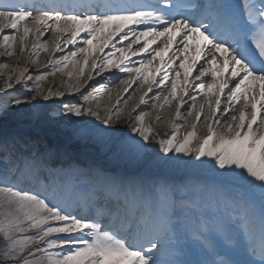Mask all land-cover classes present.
<instances>
[{
  "label": "snow or ice",
  "instance_id": "snow-or-ice-1",
  "mask_svg": "<svg viewBox=\"0 0 264 264\" xmlns=\"http://www.w3.org/2000/svg\"><path fill=\"white\" fill-rule=\"evenodd\" d=\"M130 26L143 27L137 31ZM5 29L12 34H3ZM16 32H22L18 38L21 52L29 33L36 41L46 33L58 34L54 52L61 45L75 46L85 34L84 47L49 60L53 71L47 75L62 71L61 62L66 65L70 57L83 53L79 79L89 65L90 53L115 48L113 40L118 37L121 43L127 41L126 46L96 56L90 67L97 75L111 68L127 73L129 79L121 81L126 85L124 92L140 82L149 92L153 84L163 85L168 91L164 104L178 91L191 96L189 86L199 89L205 99L214 97V105L211 101L208 105L213 119L207 121L204 136H197L194 123L182 140H177L179 129L174 128L158 143L165 154L174 151L189 156L185 164L206 169L215 187L233 188L241 197L221 198L212 214L201 212L190 223H182L175 197L166 186L123 188L101 180L81 187L61 179L69 169L78 171V166L54 169L43 158L18 155L14 144L4 140L0 142V237L4 241L0 264H264V0H242L239 5L230 0H34L25 5L6 0L0 3L2 55L15 54ZM37 47L34 42L36 55ZM142 55L138 67L127 63L130 57ZM177 60L182 80L174 66ZM194 73H198L195 83L189 79ZM44 78L37 75L36 81ZM15 79L19 81L20 76ZM92 79L89 72L85 82ZM5 87L12 84L5 81ZM80 87L75 86L76 92ZM90 87L86 95L80 93L85 102L98 98L105 84ZM53 95L63 97L65 92L49 89L44 99ZM145 95L139 97V104L145 103ZM222 97H226L223 108ZM155 99H160L159 93ZM183 103L176 104L177 118ZM63 107L75 117L95 116L105 128L113 120L110 110L101 117L79 103ZM114 114L119 119L120 110ZM145 115L141 111L135 116L130 130L147 142L152 129L144 125ZM229 116L231 122L217 132L215 126ZM200 118L197 111V121ZM193 206L183 203L180 210ZM225 217L236 220L239 228L229 229ZM242 252L258 254L259 261L237 258Z\"/></svg>",
  "mask_w": 264,
  "mask_h": 264
},
{
  "label": "bare ground",
  "instance_id": "bare-ground-1",
  "mask_svg": "<svg viewBox=\"0 0 264 264\" xmlns=\"http://www.w3.org/2000/svg\"><path fill=\"white\" fill-rule=\"evenodd\" d=\"M23 2L24 5L27 4L26 1ZM16 3H19V1H16ZM30 25L31 24H29L28 26L31 27ZM3 34H12V30L5 29ZM21 34L22 32L15 33V35L17 36V41L14 46V55H2V53L5 52V48L0 47V66L4 69V74L7 73L6 75H9L13 73L10 80L4 78V74H0V89H2V91H0V97H3L1 96L2 93L7 94L8 92H13L15 94H11V96H14L12 97L14 101L20 100V102L25 103V105H22L17 111V109H14L13 107H15V105L19 106L20 103L15 104L12 99L8 100L7 102L4 101L3 103L2 101H0V121H2L0 123V142L8 140L9 142L14 144L18 155H22L25 157L43 158L54 169H59L61 166L66 168V163L69 164L70 161H73L71 160L72 156L77 155L86 157L85 159L88 162L85 164H76L75 162V165H79V170L81 168L83 170L82 174L79 170L77 172V176L82 175L81 178L83 185H80L81 187H88L91 184L101 180L106 183V181L108 180L107 176L103 179H100V177L98 176V171L96 169L92 170V164H100L99 166H103L105 170H103L99 166L94 167L98 168L104 174L112 177V179L114 180L113 182L123 188L152 187V185L149 186L150 182H154V180H157L158 176L160 175L165 177V179H167L168 181L175 183V185L181 181L191 182L192 179H196L200 183H203V181L211 182V184L215 183L214 178L206 169L197 168L192 164L184 163V161H188L190 159L189 156H185L183 154V157L178 161L177 165H174V163H170L173 157L172 153L163 155V152L160 150V146L158 143L159 138H164L165 135L171 133L174 128L179 129V132L177 133L179 134L178 139L183 138V136L188 131L192 130V125L194 123L196 124L195 131L197 133V136H201L204 132H206L207 121L213 119L211 110L208 105L209 101H211L214 105V97H208L203 102L204 108L201 109L200 106L202 104L201 100L203 98V95L200 90H196L193 92L192 88L194 87L191 86L188 87V92L191 94V96H185L182 92L178 91L175 98L169 97V104H164L163 97L164 95H168V91L164 88V86H160L156 90H154L155 88H152V90L154 91L149 92L147 90V85L141 87V83L136 82L132 84V87L129 88L128 92H124L123 89L124 87H126V85L120 82L122 80L129 79V77H127V73L116 72V68H111L110 70L101 72L99 75H97L96 72L92 71L90 67L91 61L95 59L96 56H107L108 52H114L116 48H118L119 46H123L124 43H126L119 42L118 37L114 38L113 40L115 48L108 47L105 48L104 52L102 53L98 50L94 54L90 53L89 65L85 66L84 75L80 76L79 79H77V76L80 66L81 64H83L84 58L83 60H80V62L77 61V63L73 67L72 71L74 75H69V77H66L67 75L58 77L56 72L55 75H47V72L49 70L53 71V67L49 65V60L52 58L59 59L60 57L65 56L64 53H66L67 51L78 48L85 34H81V36L77 38V44L75 46L68 45L67 47H64L63 45H61V50L55 52L54 41L56 35L58 34L46 33V38L41 37L38 41H36L32 33H29L28 37L25 40L24 52L20 51V43L18 38ZM34 42H36L38 45L36 49L38 55L34 54L32 50ZM2 43L3 38L2 35H0V44ZM40 45H42L44 48H47V51L41 50V48L39 47ZM177 45H179V41L177 42ZM136 47L138 46H133V48ZM172 51H176V46L172 49ZM82 57H84V55ZM142 58H144L143 55L130 57L129 61L137 64L138 61ZM33 60H35V63H33ZM5 63L8 65L7 68L3 67ZM64 65L65 63L61 62L59 67L62 68ZM22 66H24V68ZM174 66L176 69H179L178 60L176 61ZM25 69H27V71H24ZM42 71L46 72L45 78L40 80L42 82V88L39 87V91H36L37 85L35 84H38L39 82H36V76ZM22 72L23 75H21ZM89 72L92 73L93 79L87 80V82H85ZM194 74L193 76L189 77V79L195 83L196 81L194 80ZM171 75L175 76V73L172 72ZM17 76H20L19 81L15 79V77ZM24 77H32V79H34L33 84H35H29V87L32 88L31 94L23 91L21 92L20 90L15 88L19 82H22V79ZM108 78L114 79V81L111 82L112 85H110L109 82H106V79ZM208 80H210V78H208ZM5 81H9L14 89L10 90V88H6ZM100 83H105V92L99 94L98 97L100 98V100H98L96 104L95 100H91L90 103L85 102L83 98H81V100L82 104H90L89 106H87V108H91L93 111L99 112L101 117L107 116L109 114V111L106 110H110L111 113H113V120L107 126V128H105L104 125L100 124L95 116L85 115L82 117H75L72 114L66 113L65 111L61 110L64 109L63 106L66 103H77L79 97H82L80 93L86 95L87 92H90V85H96L98 87ZM78 84L81 85L79 93L75 90V86ZM69 85H72L73 87L70 89ZM168 87L170 88L169 85ZM6 89L8 90V92H6ZM49 89H51L53 92L57 90L64 91L65 95L63 97H57L53 95L50 96L48 100H45L44 96L47 95ZM86 89L87 91H85ZM144 93H147V95H145V103L139 104V97ZM158 93L160 94V99H155V96ZM129 96H131L132 99H128ZM193 96L195 97V101H193L191 98ZM199 97H201L200 100L198 99ZM197 99L199 101L198 105L196 106ZM181 100L184 101L180 111L182 115L177 118L176 104L181 103ZM125 101L127 102L125 103ZM80 103L81 102H79V104ZM225 104L226 102L222 100L221 108H223ZM137 105L138 107H136V111L132 112L133 107ZM161 105L164 106L161 107ZM207 109L208 114L206 115ZM30 110H33V113H30ZM117 110H120L119 119H117V116L114 114ZM189 110H191V115L189 114ZM141 111L143 113H146V115L144 116V122H146L145 125L147 124V127H150L152 129V136L145 143L143 140H141L142 145H144L143 148L138 151L137 145L135 143H129L132 139V134L129 132L131 131L130 125L132 123H135L134 117L140 115ZM197 111L201 112V118L199 121H197L196 119ZM130 112H132L131 118L128 115ZM234 114L238 116V110ZM217 118H220L219 113L217 114ZM221 121L222 122L219 126H215V130L217 132L223 131L225 124L231 122L230 116L228 121H223L222 118ZM40 123L41 125L38 127ZM10 129H13L16 134L11 133L12 135H10V133H6L7 131H10ZM96 129H104V132L99 133L96 131ZM56 130H58L61 134H55L54 131ZM7 135H10L12 137L8 139L5 137ZM39 135H41V138L43 139L38 138ZM127 136L128 140L130 138L129 142L126 139ZM45 142H47V146L51 147V150L48 149V151L47 149L43 148V144ZM195 143L196 141L194 140L193 145H195ZM130 147H132V149H130ZM80 165L83 167H81ZM185 167H190L191 169L184 172L182 171V169ZM146 170L148 171L145 172ZM156 170H159L160 172H157ZM198 171L201 172V175L198 173ZM47 175V172L42 173V176L44 177H47ZM134 175H138L141 178L132 180L127 178ZM75 178L72 180V182L74 183L77 180ZM61 179L68 180L65 174L61 176ZM183 183L184 182H181V185ZM192 183L195 184L194 190L196 193L198 192L201 195L209 194V196L210 194H212L211 189L206 187L204 188L196 182ZM145 184H147V186H145ZM166 184L168 183H165L163 185L166 186ZM186 190H191V188L187 187ZM196 195L199 196L198 194ZM212 197L215 200H220L221 198L234 199V197L232 196L228 197L224 192L215 193V195H212ZM193 198L199 197H186L185 199V203L191 202L194 205L190 208V213L186 216H182L184 213H181L179 206H177L179 218L182 223H190L193 218L198 217L201 212H203L201 210V205H203L205 199H201L200 202H192ZM177 203L178 202H176V204ZM215 204L216 201L210 204L211 211L215 210ZM112 206H115L114 203H112ZM259 212L260 207L259 203L257 202V224ZM204 213L207 214L206 212ZM228 223H230V225L235 230L239 228L238 222L236 220L229 219Z\"/></svg>",
  "mask_w": 264,
  "mask_h": 264
},
{
  "label": "rangeland",
  "instance_id": "rangeland-1",
  "mask_svg": "<svg viewBox=\"0 0 264 264\" xmlns=\"http://www.w3.org/2000/svg\"><path fill=\"white\" fill-rule=\"evenodd\" d=\"M82 44H83V40H82ZM79 47H84V45H81V46H79ZM76 50V48L75 49H71L70 51H67L66 53H64V55H69L70 54V52L71 51H75ZM84 54L83 53H78L77 54V56L75 57V58H72V57H70L69 58V60H68V63L66 64V65H64L63 67H62V71H57L56 73H57V75H58V77H61V76H63V75H67L66 77H69V74H71V75H74L73 74V71H72V69H73V67L75 66V64L77 63V61H79L80 62V60H83V58L84 57H82ZM108 55V54H107ZM68 66V67H67ZM23 68H24V66H22ZM22 68V69H23ZM66 68H67V70H66ZM50 71H52V70H49L47 73H51ZM45 71H42V72H40V73H38L37 75H41V74H46V72L44 73ZM65 72H66V74H65ZM118 72H119V70H118ZM5 72H4V69L0 66V74H4ZM7 74V73H6ZM6 74H4V78H6V79H8V80H10L11 79V76H12V74H9V75H6ZM163 75V74H162ZM161 75V76H162ZM127 77H129L128 75H127ZM113 79H106V82L108 83H110L111 81H112ZM33 81H34V79H32V77H31V79H29V77H24L23 79H22V82L20 83H18L17 85H16V89H18V90H20L21 92L23 91V92H27L28 94H31L32 93V88H30L29 87V84H33ZM9 82V81H8ZM36 82H38V81H36ZM41 81H39L38 82V84L36 83H34L35 85H38L40 88H42V86H41ZM106 83V84H107ZM121 83V82H120ZM33 84V85H34ZM105 84V83H104ZM110 85H112V83H110ZM170 86H171V83L169 84ZM124 87V86H123ZM155 87V86H154ZM156 87H160V86H156ZM153 88V87H152ZM11 89H14V87L12 86L11 87ZM195 89L196 88H194L193 89V92L195 91ZM92 89L90 88V91H91ZM154 90H156V88L154 89ZM154 90H152V91H154ZM103 92H105V89L101 92V93H103ZM15 94V93H14ZM16 96V95H15ZM12 97H14V96H10V97H7L8 99L6 100V102L8 101V100H10V99H12ZM107 97V96H106ZM81 98L82 97H79V99H78V101H77V103H79V102H81L80 103V105H82L83 107H84V105H85V107H87V106H89V105H87V103H83L82 104V100H81ZM199 98H201V97H199ZM204 98V97H203ZM202 98V99H203ZM95 100V104H96V102L98 101V100H100V98L98 97V98H96V99H94ZM200 100V99H199ZM222 100H224L225 102H226V97H222ZM12 101H14V99H12ZM132 101V100H131ZM15 103V102H14ZM90 103V102H89ZM16 104V103H15ZM22 105H25V103H23V102H20V104H19V106L18 105H15V107H13L14 109L16 108L17 109V111L19 110V108L22 106ZM198 105V102H197V104H196V106ZM12 108V109H13ZM173 109V108H172ZM62 111H65L64 109H61ZM175 110V109H174ZM107 111V110H106ZM30 113H33V110H30L29 111ZM171 112V111H170ZM174 112V111H173ZM180 115H182V113H180ZM42 118H46V117H42ZM3 119V118H2ZM45 120V119H44ZM2 121H0V123H1ZM145 123L146 122H144V125H145ZM44 124V123H43ZM41 125V123L38 125V127ZM45 125V124H44ZM51 125H52V123H51ZM146 127H147V124L145 125ZM8 132H10V131H7L6 133H8ZM55 132V134H61L58 130H56V131H54ZM172 132V131H171ZM129 133H131L132 134V139H131V142H129V140H130V138H129V140H128V136L126 137V139H127V141L129 142V143H134V141L135 142H141V140H142V138L141 137H139L136 133H133V132H129ZM152 136V134L150 135V137ZM6 138H8L7 136H5ZM150 137H149V139H150ZM178 137H179V134H177V140H182V138H180V139H178ZM9 139V138H8ZM145 143V142H144ZM144 145V144H143ZM131 146V145H130ZM43 149V148H42ZM130 149H132V147H130ZM139 150H141V148L139 149ZM132 151V150H131ZM170 153H172V160H171V162L170 163H174V165H177L178 164V161L183 157V153H175L174 151H172V152H170ZM165 153H163V155H164ZM86 157H81V156H72L71 157V160H73V161H70V163L68 164V163H66V168L65 169H69V166L70 165H73V166H79V165H75V162H76V164H79V163H82V164H85V163H87L88 161L85 159ZM100 165V164H99ZM98 164H92L91 166H93V168L92 169H96L97 171H99V169L98 168H95L94 166H99ZM171 165V164H170ZM81 166V165H80ZM186 166V165H185ZM81 167H83V166H81ZM99 167H101L103 170H105L104 169V167L103 166H99ZM198 168V167H197ZM154 169V168H153ZM158 169V168H157ZM191 168L190 167H185V168H183L182 169V171H184V172H186V171H188V170H190ZM80 171V173L82 174V172H83V170H82V168L79 170ZM144 171V170H143ZM148 170H146L145 172H147ZM157 172H160L159 170H156ZM77 172L78 171H73V170H71V169H69V171H67L66 173H65V176H66V178H68V180L70 179V180H73L74 178H75V176H77ZM180 173V172H179ZM188 173V172H187ZM98 176L99 177H101V178H104V177H106V176H104L103 175V173L102 174H100V172H98ZM108 177V176H107ZM137 178V176H135V177H128V179H136ZM106 179V178H105ZM109 179V178H108ZM107 180V179H106ZM111 181V180H110ZM181 184V183H180ZM183 185V184H182ZM32 233H30V234H28V235H31ZM2 247H3V244H2Z\"/></svg>",
  "mask_w": 264,
  "mask_h": 264
},
{
  "label": "trees",
  "instance_id": "trees-1",
  "mask_svg": "<svg viewBox=\"0 0 264 264\" xmlns=\"http://www.w3.org/2000/svg\"><path fill=\"white\" fill-rule=\"evenodd\" d=\"M2 240H3L2 237H0V248H2V244L4 246V241H2Z\"/></svg>",
  "mask_w": 264,
  "mask_h": 264
}]
</instances>
